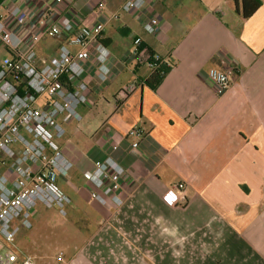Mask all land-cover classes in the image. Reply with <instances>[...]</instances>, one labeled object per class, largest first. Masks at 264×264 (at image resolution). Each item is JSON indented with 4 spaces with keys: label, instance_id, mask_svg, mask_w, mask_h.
Instances as JSON below:
<instances>
[{
    "label": "crops",
    "instance_id": "0c3cea01",
    "mask_svg": "<svg viewBox=\"0 0 264 264\" xmlns=\"http://www.w3.org/2000/svg\"><path fill=\"white\" fill-rule=\"evenodd\" d=\"M11 1L38 14L36 0H0L3 14ZM125 1L105 0L103 13L99 0H49L45 7L63 27L105 22L103 43L116 58L140 38L148 53L173 62L155 88L145 65L115 67L100 92L96 70L89 72L93 91L79 112L89 119L93 144H61L74 169L60 185L72 200L70 213L84 217V239L56 263L264 264V0L249 18L241 0H150L143 15L108 20ZM147 15L158 20L155 34L143 29ZM59 44L42 41L39 56L49 60ZM211 68L233 70L222 96L208 80ZM133 83L138 89L118 107L120 92ZM95 109L103 116L97 125ZM133 129L144 136H129ZM108 156L125 168L120 207L101 206L88 191L89 177ZM180 182L185 203L169 205L163 196Z\"/></svg>",
    "mask_w": 264,
    "mask_h": 264
},
{
    "label": "built area",
    "instance_id": "2783aa9c",
    "mask_svg": "<svg viewBox=\"0 0 264 264\" xmlns=\"http://www.w3.org/2000/svg\"><path fill=\"white\" fill-rule=\"evenodd\" d=\"M48 1H35V17L22 2H8L6 13L0 11V49L10 55L0 62V264H37L26 256L20 260L16 241L21 230L33 227L31 211L38 205L67 216L72 200L60 181L71 174L74 164L58 144L66 133L60 119L68 116L81 120L79 109L89 105L93 91L88 83L89 72L96 70V90L100 92L116 77L115 67L145 65L151 75L157 72L161 76L173 68L170 59L148 53L140 38L124 56L116 58L103 43L105 22L60 26L45 8ZM149 3L126 0L120 11L109 14L108 20H117L121 13L143 15ZM42 4L45 6L39 8ZM97 8L105 12V0H99ZM142 26L152 35L159 23L147 15ZM47 39L60 44L56 54L46 61L39 56L37 45ZM232 74V69L208 70V80L217 96L229 90ZM137 89L136 83L125 87L117 106ZM128 135L142 138L144 133L133 129ZM124 173L123 165L112 156L98 163L89 177L91 198L101 206L123 205L120 181ZM184 192L185 184L176 183L163 198L169 205H183ZM62 256L60 253L59 261Z\"/></svg>",
    "mask_w": 264,
    "mask_h": 264
},
{
    "label": "rangeland",
    "instance_id": "374dc122",
    "mask_svg": "<svg viewBox=\"0 0 264 264\" xmlns=\"http://www.w3.org/2000/svg\"><path fill=\"white\" fill-rule=\"evenodd\" d=\"M9 56L6 50L0 49V62ZM126 76L125 74L121 79ZM81 116L80 121L68 116L60 119L68 127L67 134L65 133V136L58 140L61 148L65 146L61 145L63 143L69 147L80 149H88L92 146L93 137L88 129L89 119L82 114ZM92 118H96V125L99 124L103 120L101 110H92ZM81 203L89 210V213H97L94 209V202L88 200L87 197H84ZM69 209L68 206L66 209L67 216H62L56 209H47L42 205H38L31 211L33 227L29 230H21L17 236L16 244L20 260L26 256L37 264H57V257L60 252L67 249L71 250L74 243L84 239V235L80 234L78 227L80 225L85 227L83 224L84 217L73 216Z\"/></svg>",
    "mask_w": 264,
    "mask_h": 264
},
{
    "label": "trees",
    "instance_id": "16d2710c",
    "mask_svg": "<svg viewBox=\"0 0 264 264\" xmlns=\"http://www.w3.org/2000/svg\"><path fill=\"white\" fill-rule=\"evenodd\" d=\"M238 0H235L237 2ZM261 2L259 0H241V12L244 18H249L260 7ZM168 72V71H167ZM164 78L159 73L155 72L148 80L149 85L156 87L160 81Z\"/></svg>",
    "mask_w": 264,
    "mask_h": 264
}]
</instances>
